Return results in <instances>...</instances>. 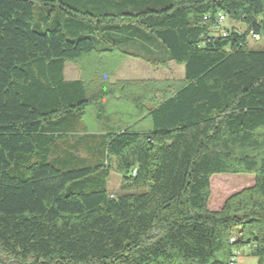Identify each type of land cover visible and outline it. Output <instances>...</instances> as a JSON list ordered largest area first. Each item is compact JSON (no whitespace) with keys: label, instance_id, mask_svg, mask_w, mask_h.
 Here are the masks:
<instances>
[{"label":"trees","instance_id":"trees-1","mask_svg":"<svg viewBox=\"0 0 264 264\" xmlns=\"http://www.w3.org/2000/svg\"><path fill=\"white\" fill-rule=\"evenodd\" d=\"M219 13L241 31H214ZM115 22L165 53L125 56L183 65V81L146 95L105 74L65 80L66 63L120 49L102 26ZM250 32L264 33V0H0V264H227L237 247L264 264V47ZM112 97L133 99L124 117ZM215 174L254 180L211 210Z\"/></svg>","mask_w":264,"mask_h":264},{"label":"rangeland","instance_id":"rangeland-1","mask_svg":"<svg viewBox=\"0 0 264 264\" xmlns=\"http://www.w3.org/2000/svg\"><path fill=\"white\" fill-rule=\"evenodd\" d=\"M40 6L38 4H35L34 6V23L36 24L38 22V14H39ZM228 23V21H227ZM226 23V24H227ZM248 45L250 48L253 49H261L264 47V40L259 41H252L250 38H248ZM125 59V55H102V54H92L90 56H86L82 59H80L78 62H68L69 65L67 66L66 72L68 75L76 76L80 75L85 79V81H93L95 79H99V77H102L103 74L106 76L109 75L108 83H114V82H121L125 81L128 83L130 89L129 94H137L139 92H148L146 95H152V92L154 91V86L166 83H179L183 81V65L176 64L174 62H171L167 64L166 66H160L154 68V72H151L150 75L153 77L149 79H122L117 80L114 79L113 76H115V73L117 69L121 66L122 61ZM129 63H126V65H129V67L138 70L139 72L144 70V66L148 67L138 61H135L134 59H129ZM143 73H139L137 75H142ZM145 74V73H144ZM134 75V73H133ZM147 75V74H146ZM149 75V76H150ZM103 78V77H102ZM113 81V82H110ZM137 82L141 83L137 85ZM159 83V84H158ZM135 85V86H134ZM146 85H154L153 88L150 87L148 90ZM133 87V88H132ZM174 87V85H173ZM131 88L133 91H131ZM148 91H147V90ZM133 99H122V98H114L106 101L105 107L107 112L111 113L113 116L124 117L122 113L115 112L118 111V109L125 107V108H131L133 104ZM113 111V112H112ZM95 113L96 110L94 107L89 108V110L86 113L85 120L88 122L89 126H96L97 121L95 119ZM143 124V125H142ZM140 124L138 127L142 126H149V122H144ZM254 176L251 174H215L212 175L210 178V199H209V208L211 210L218 209L224 199L228 197L230 194L247 187L253 183ZM121 175L117 171L116 166L114 163H112L108 178V190L109 193L117 195L121 192ZM240 264H256V258L253 257L249 253V248L244 247L243 251H241V257H240Z\"/></svg>","mask_w":264,"mask_h":264},{"label":"crops","instance_id":"crops-1","mask_svg":"<svg viewBox=\"0 0 264 264\" xmlns=\"http://www.w3.org/2000/svg\"><path fill=\"white\" fill-rule=\"evenodd\" d=\"M102 26L106 27V38L110 39L112 42L115 43L119 50H114L112 52L106 53H98L102 55H124L122 50H128L134 52L136 54H140L143 56H153L156 53H160V56H164V51L160 44L154 40V38L147 33H143L135 24L132 23H125V22H118V23H110V24H103ZM95 54V53H94ZM129 59H134L148 67L144 66V70L139 72L135 69L126 65V63H131L128 61ZM172 62V61H171ZM168 62L167 64L171 63ZM166 64V65H167ZM69 63L65 64L64 67V78L65 80H78L81 76H70L66 72L67 66ZM160 65V66H166ZM158 67L157 65H151L141 59L125 56V59L122 61L121 66L117 69L114 79L122 80V79H149L152 76L150 75L151 72H154V68ZM134 73V75H133ZM139 73H143L142 75H137ZM145 73V74H144ZM147 74V75H146ZM150 75V76H149ZM153 78V77H152ZM113 82V81H110Z\"/></svg>","mask_w":264,"mask_h":264},{"label":"built area","instance_id":"built-area-1","mask_svg":"<svg viewBox=\"0 0 264 264\" xmlns=\"http://www.w3.org/2000/svg\"><path fill=\"white\" fill-rule=\"evenodd\" d=\"M227 21H228V23H227ZM229 23L231 24L232 27L234 26L239 31H241V29L243 28V26H240L238 24L232 25V22H230L223 13H219V14H217V16L215 18L214 31H216L219 34L225 35L226 31H225L224 27H226V25H228ZM248 38H250L252 41L264 40V33L250 32L248 35ZM134 172L135 171H133L132 173L134 174ZM235 241H236V235H233L230 238L229 242L234 243ZM243 248L244 247L233 248L227 264H240L239 261H240V257H241V251H243Z\"/></svg>","mask_w":264,"mask_h":264}]
</instances>
